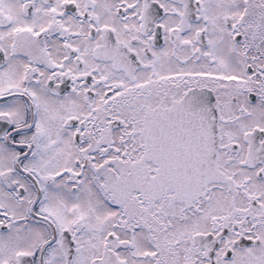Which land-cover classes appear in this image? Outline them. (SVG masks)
<instances>
[{"label": "snow or ice", "instance_id": "snow-or-ice-1", "mask_svg": "<svg viewBox=\"0 0 264 264\" xmlns=\"http://www.w3.org/2000/svg\"><path fill=\"white\" fill-rule=\"evenodd\" d=\"M0 264H264V0H0Z\"/></svg>", "mask_w": 264, "mask_h": 264}]
</instances>
